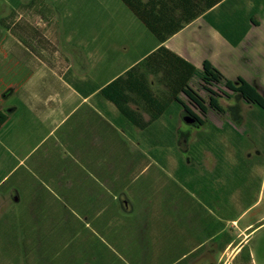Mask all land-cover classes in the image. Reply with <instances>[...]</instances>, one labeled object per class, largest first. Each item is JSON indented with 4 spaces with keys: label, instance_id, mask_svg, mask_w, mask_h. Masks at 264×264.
Instances as JSON below:
<instances>
[{
    "label": "crops",
    "instance_id": "1",
    "mask_svg": "<svg viewBox=\"0 0 264 264\" xmlns=\"http://www.w3.org/2000/svg\"><path fill=\"white\" fill-rule=\"evenodd\" d=\"M107 10L69 22L78 37L66 53L3 42L0 264L237 259L264 225V214L248 219L264 198V135L236 137L230 121L181 134V120L194 125L174 103L170 66H186L157 51L195 69L208 60L264 96V0H223L211 24L201 16L163 44L131 12L123 22Z\"/></svg>",
    "mask_w": 264,
    "mask_h": 264
},
{
    "label": "trees",
    "instance_id": "2",
    "mask_svg": "<svg viewBox=\"0 0 264 264\" xmlns=\"http://www.w3.org/2000/svg\"><path fill=\"white\" fill-rule=\"evenodd\" d=\"M121 3L141 22L151 35L163 44L171 37L179 33L184 27L197 18L203 16L204 19L211 24L210 11L223 0H120ZM4 20L1 21L3 23ZM4 26V24H3ZM227 37L226 33L222 34ZM236 45V44H235ZM167 53L177 58L182 65L178 70L174 66H170L173 73L170 87L174 90V103L179 104L183 110L184 120H188L189 125H197L201 128H208L209 135L214 132L212 122L208 119L209 113L213 112L217 115H226V108L221 104L223 98L227 100L233 99L239 94L243 102L253 107L250 122L264 123V96L243 78L233 81L226 78L223 73L217 69L210 61L203 62L201 69H195L190 64L162 47L157 51L159 53ZM150 60V58H149ZM167 60V59H165ZM167 62V61H166ZM148 63V60L145 64ZM175 71V72H174ZM194 82V83H193ZM196 83V84H195ZM195 84V87H194ZM200 92L205 94L201 95ZM184 94L187 102L180 99L179 95ZM8 116L0 110V129L7 122ZM225 121L223 130L226 132L228 124ZM252 131L248 125L245 131L239 132L234 130L236 137L247 136V131ZM264 130V128L262 129ZM233 136V134H227ZM164 148L165 146H152ZM244 264H252L251 256L248 255L244 259Z\"/></svg>",
    "mask_w": 264,
    "mask_h": 264
},
{
    "label": "rangeland",
    "instance_id": "3",
    "mask_svg": "<svg viewBox=\"0 0 264 264\" xmlns=\"http://www.w3.org/2000/svg\"><path fill=\"white\" fill-rule=\"evenodd\" d=\"M100 3L101 6L99 5ZM106 8H108L107 11L109 12H115L116 16L123 22L125 14L130 12L120 0H0V52L3 51L1 49L3 42L11 39H16L20 41L21 45L25 43L28 46H31L34 40L41 39L42 43L47 44L59 42V51L66 53L68 51L66 47H70V42L75 40L74 38L78 34L70 29L69 22L75 20L76 24L78 23L77 26L81 25L82 28L84 22L89 21L90 12H101ZM123 12L124 14H122ZM2 20H4L3 23H1ZM10 22L11 24H9ZM3 24L10 25L11 34L3 28ZM140 24L150 34L141 22ZM21 36H23L24 40ZM79 37H82V34ZM33 51L37 50L34 49ZM6 90L9 91L8 88ZM200 94L205 96L203 92H200ZM221 104L226 108L227 114L221 116L210 112L208 119L215 123L230 121L240 132L245 131L246 121L252 119L253 107L246 105L239 94H236L231 100L223 98ZM5 105H7V102H5ZM179 125L181 126V134L186 133L189 137L197 136L200 130L203 133L208 130V128L200 129L197 125L186 126L182 120ZM246 131L247 136L264 135V130L262 129ZM252 147L254 146L251 145ZM174 148L180 151L181 146L175 145ZM261 154L263 153H260L259 157L263 160V155ZM254 196V201H258L260 192L254 194ZM260 214H264V198H261L257 207L249 214L248 219L258 217ZM248 255L251 256L252 264H264V225L253 232L245 250L237 259L232 260L229 256L223 259L220 257L211 258L215 264H228L230 261V264H244V259ZM194 256L196 255L192 257ZM115 261L117 264H121L122 262L127 263L128 260L125 257H115ZM128 264L130 263L128 262ZM161 264L166 263L162 260Z\"/></svg>",
    "mask_w": 264,
    "mask_h": 264
},
{
    "label": "flooded vegetation",
    "instance_id": "4",
    "mask_svg": "<svg viewBox=\"0 0 264 264\" xmlns=\"http://www.w3.org/2000/svg\"><path fill=\"white\" fill-rule=\"evenodd\" d=\"M205 259V257L190 256L182 260L181 264H215L212 260Z\"/></svg>",
    "mask_w": 264,
    "mask_h": 264
},
{
    "label": "water",
    "instance_id": "5",
    "mask_svg": "<svg viewBox=\"0 0 264 264\" xmlns=\"http://www.w3.org/2000/svg\"><path fill=\"white\" fill-rule=\"evenodd\" d=\"M188 121V120H187ZM189 122V121H188ZM205 260H207V259H205Z\"/></svg>",
    "mask_w": 264,
    "mask_h": 264
}]
</instances>
